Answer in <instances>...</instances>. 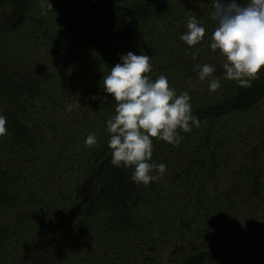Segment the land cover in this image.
Returning a JSON list of instances; mask_svg holds the SVG:
<instances>
[{
	"label": "trees",
	"instance_id": "16d2710c",
	"mask_svg": "<svg viewBox=\"0 0 264 264\" xmlns=\"http://www.w3.org/2000/svg\"><path fill=\"white\" fill-rule=\"evenodd\" d=\"M50 3L52 7L42 6V0L2 2L8 12L0 24V114L8 132L0 136V264L21 258L27 263L29 254L37 264H131L136 256L141 264H157L158 240L172 232L182 240L203 217L200 211L208 214L218 199L227 207L209 213L219 223L236 222L227 209L245 211L243 217L257 222L247 204L258 200L254 207L259 209L264 200V69L250 87L224 79L225 58L209 47L216 22L190 8L202 10L203 3L213 0ZM192 16L206 31L202 42L189 47L179 36ZM29 47L42 53L40 65L26 58ZM128 51L150 56L153 80L163 74L177 94L187 91L199 120L188 132L178 129V145L152 138L151 160L166 170L147 186L132 181L131 168L114 166L107 146L105 122L115 115L117 102L103 91L102 76ZM204 63L215 68L213 77L221 84L216 91H209L207 79L198 80L194 66ZM176 71L183 78H175ZM52 77H63L70 85L77 81L72 96L60 93L65 84L54 86ZM188 80L199 87H189ZM71 105H84L86 117L91 114L90 120L72 126L73 134L61 119ZM89 133L96 136L93 146L84 143ZM235 140L248 141L236 164L238 155L229 148ZM78 167L81 176L69 178ZM231 167L237 170L230 173ZM222 176L229 177L230 185L223 195H213ZM86 177L91 188L81 184ZM172 187L191 190L194 201ZM3 215L12 219L4 221ZM147 218L149 224L159 220L163 229L157 222L155 229L150 227ZM205 222L196 233L210 234L208 216ZM255 224L246 223L240 231L251 235ZM220 227L212 240L221 249L213 251L233 245L225 257L246 263L250 253L243 234ZM140 243H147L146 251ZM209 255L208 250L188 252L178 264H205Z\"/></svg>",
	"mask_w": 264,
	"mask_h": 264
},
{
	"label": "clouds",
	"instance_id": "9594fccd",
	"mask_svg": "<svg viewBox=\"0 0 264 264\" xmlns=\"http://www.w3.org/2000/svg\"><path fill=\"white\" fill-rule=\"evenodd\" d=\"M52 7L50 0L43 4ZM209 18L216 22L211 33L210 49L219 51L225 60L223 77L242 87H250L258 73L264 69V0H213ZM186 31L179 39L189 47L205 38V26L195 16L186 22ZM150 56L132 51L119 54V62L102 76L103 91L115 100V115L106 120L109 133L107 146L111 149V163L131 168V179L145 186L165 172L163 163L151 160L152 138H159L173 146L182 139L179 130L188 132L199 124L192 112L187 91L176 93L168 78L160 74L154 80ZM193 59L196 57L193 55ZM198 80H208L209 91L221 87L213 77L215 68L208 63L196 64ZM192 82L189 87H195ZM94 98V97H93ZM6 117L0 114V136L7 134ZM86 146L97 143L94 133L84 141Z\"/></svg>",
	"mask_w": 264,
	"mask_h": 264
},
{
	"label": "rangeland",
	"instance_id": "374dc122",
	"mask_svg": "<svg viewBox=\"0 0 264 264\" xmlns=\"http://www.w3.org/2000/svg\"><path fill=\"white\" fill-rule=\"evenodd\" d=\"M3 0H0V24L2 22V20L6 17L7 15V8L5 7V5H2ZM203 9L199 10L197 9V7H190L192 9V12H195L196 10H198V12L200 13L201 11H204L207 14H210V12L213 10V4H206L203 3ZM184 7V6H183ZM203 13V12H202ZM33 47V46H32ZM32 47H29L26 49V58H28L29 60H31L33 63H39L40 65V59L43 58L42 53H37L36 51H34V49ZM174 67H171V70ZM175 71V70H174ZM175 78H183V76L181 75V73H179L178 71L175 72ZM55 78L52 77V80L54 81V86L59 85L60 83H64L65 85H62L58 88V90H60V93H69L67 95H71L72 96V92L74 91L73 86L76 85L77 81H74L72 85L67 84L65 82V79L63 77H59L56 80H54ZM188 84L190 82L194 83L197 87H199V85H197L196 81H187ZM78 85V84H77ZM56 88V87H55ZM86 90H84L85 92ZM68 113H67V112ZM65 112L67 114H62L61 115V119L63 120V122L65 121L66 124L68 123L69 125H71L70 127H68V131L69 132H73L75 129L72 126H78L82 121H88L90 120V115L89 117H86V107L83 106H74L71 105L70 107H68ZM69 117H73L70 118ZM74 133V132H73ZM72 133V134H73ZM243 140V139H242ZM248 141H233V143L229 146V148H231L232 151H235L236 154L238 155L237 157H235V164L239 161V157H241V154L246 150L245 144ZM52 144V143H51ZM53 145H55V143H53ZM48 146V145H47ZM49 147V146H48ZM52 148V147H51ZM237 170V167H231L229 172H234ZM81 176V170L80 167L78 168H73V170H71L68 173V177L71 179H78ZM169 177H172L170 174H168ZM166 178V177H165ZM168 179V178H166ZM171 181H162V183H170ZM82 185L84 186H89V188H91V182L89 180V177L84 178V180L81 182ZM167 184H163L165 187L167 186ZM230 185L229 182V177L227 176L224 177L222 176L219 179V183H218V187L216 189V191H212L211 193L214 195H223L224 192H226V188H228V186ZM208 188L211 189V185H208ZM174 189H177V192L181 195V197L183 196L186 201L189 202H193L194 201V196L191 194V190H187L184 187H179V188H175L172 187V191ZM241 190L245 191V193H248V187L245 186H241ZM165 195V194H164ZM261 203H259V209H255L254 205H256L258 203V200L254 203L251 204H247L248 206L252 207V209L254 210L255 214H257L258 218H257V222L252 221L251 219H249L248 217H243V214L245 211H240L239 214H236V211L234 212L232 209H227L228 211H230V215H231V219H235L236 222L231 223V226L229 225H225L223 223H219L218 219L216 217H213V214L209 213V212H216V210L220 209L222 206H226V201L222 200V199H218V205L216 206V208L214 209H207L209 212L208 214H203L204 211H200L203 215V217L201 219H197L195 220V223L192 225L193 228H191L190 231L186 232V236H184V238L182 240H175L177 239V234L176 232H172L170 234V236H164V238H160L158 240V244H157V249L154 253L157 254L158 258H157V264H178L182 258L183 255H185L188 252H196V251H200V250H208L209 251V259L205 264H264V200L260 201ZM185 203L184 199H181V202L179 205H183ZM206 210V209H205ZM147 211H153L151 210V208L147 209ZM208 216V220H209V224L212 225V228L209 230L210 234H199L196 233L197 229L200 228L201 230L203 229V225L206 224L205 219ZM4 221H8L10 218L12 219L11 216H4ZM10 219V220H11ZM149 224V220L147 218L146 220ZM145 221V223H146ZM150 221L151 224L150 227H152L153 229H155V224L157 222V224H161L160 227H162L163 229V223L158 222L159 220L156 221V218L151 219ZM246 223H256L254 230L252 232V237H250V239L247 241L246 237L247 236H251L248 232H241L240 229L246 228ZM220 226H226L227 229H229V227L231 229H233L236 232H239L241 234H243L242 239H244V245L248 248V251L250 253V255L248 256V261L246 263H243L241 261L235 260L234 257L229 255V258L225 257L229 250V248H234L233 245H228L226 247H224V249L222 251H220L219 253L213 251V250H219L221 249L220 245L213 243L212 240V236H215L214 233L216 230H222V227ZM216 228V229H215ZM195 229V230H193ZM247 229V228H246ZM231 233V232H230ZM216 237V236H215ZM169 239V240H168ZM142 248L141 251L144 252L146 251L147 248V243H140ZM139 245V242H138ZM30 259L28 260L27 263L22 262V258L20 259L19 262H15L14 264H37V260L36 258L34 259V255L33 254H29ZM138 256H136V259H134V261L131 264H141L137 261Z\"/></svg>",
	"mask_w": 264,
	"mask_h": 264
}]
</instances>
